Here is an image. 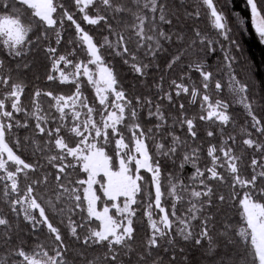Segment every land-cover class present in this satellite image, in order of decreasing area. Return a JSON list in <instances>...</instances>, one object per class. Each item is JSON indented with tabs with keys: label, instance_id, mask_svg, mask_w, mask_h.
Returning <instances> with one entry per match:
<instances>
[{
	"label": "trees",
	"instance_id": "16d2710c",
	"mask_svg": "<svg viewBox=\"0 0 264 264\" xmlns=\"http://www.w3.org/2000/svg\"><path fill=\"white\" fill-rule=\"evenodd\" d=\"M81 1L52 0L48 25L25 3L0 0V17L30 29L23 55L0 40V121L26 166L18 195L30 189L47 222L38 214L42 224L34 225L15 211L0 172L1 264H20V252L36 250L61 254L59 264H259L239 233L245 197L264 209V44L247 0H212L222 28L206 0H91L86 12ZM255 1L264 17V0ZM82 33L95 41L121 94L117 131L105 128L112 102L99 100L83 71L95 64ZM232 75L246 88L251 115L237 103ZM67 100L72 106L61 108ZM214 109L225 121L210 117ZM121 139L130 157L137 141L145 143L159 193L154 173L132 160L139 176L132 231L119 242L99 241L100 223L84 200L87 175L69 151L96 143L116 169ZM151 205L157 217L169 216L164 236L148 223ZM183 222L189 234L180 233Z\"/></svg>",
	"mask_w": 264,
	"mask_h": 264
},
{
	"label": "rangeland",
	"instance_id": "374dc122",
	"mask_svg": "<svg viewBox=\"0 0 264 264\" xmlns=\"http://www.w3.org/2000/svg\"><path fill=\"white\" fill-rule=\"evenodd\" d=\"M31 7L36 15L43 19L48 25L53 24V2L52 0H19ZM207 4L212 8V13L215 18V23L218 28H222V17L218 14L213 6L212 0H206ZM251 10V21L254 29L259 35L264 44V17L259 10L255 0H247ZM91 0H82V11L90 5ZM88 22L92 21L86 17ZM28 29L18 18L3 16L0 17V40L7 50L14 56L23 55L29 48ZM84 45L92 57V63L95 64V71L86 67L85 74L90 80L95 81L96 92L99 100L110 105L112 102L113 109L110 110L109 116L105 120V128L114 129L117 131L118 125L122 120L124 112L121 103L122 97L116 91L115 79L111 69L103 59L99 52L95 41L87 33H82ZM64 80H68L67 75ZM237 103L241 105L250 115L251 110L246 99V88L243 87L232 75L230 78ZM77 101V100H76ZM72 106L67 100L61 108ZM210 117H216L219 120L225 121L226 116L220 110H212ZM254 125L259 127V122L254 120ZM99 133H97L98 135ZM253 143V142H250ZM63 148V144H59ZM117 167L114 169L112 158L107 155L106 151L100 148L96 143H89L87 140L75 149L69 151L73 157L82 166L86 172L87 180L84 187V200L88 216L92 220H97L100 223V229L93 232V237L99 241L113 238L114 241H121L125 235L131 233V218L133 215V204L139 192V176L132 173L130 162L132 160L137 164L138 170L147 169L152 171L150 158L143 141L136 142L135 153L130 157L126 156V145L124 141L117 142ZM119 151V152H118ZM26 168L22 160L16 156L7 145L2 123L0 121V172L3 178L8 183L7 194L16 198L13 206L16 212L30 223L40 226L42 222L38 219V214L43 221L46 222V216L38 204V201L33 196L32 191L28 188L24 189L25 194L21 195V189L24 185L20 183V175ZM152 173H154L152 171ZM156 182V190L159 193L157 175L153 174ZM28 186V185H27ZM159 197L157 205L159 206ZM241 207L244 214L245 225L239 230L240 236L244 242L250 241L259 264H264V209L259 203L245 197L241 202ZM154 205L148 207L146 218L154 234L156 236H164L171 229V222L167 213L162 210L161 216L157 217ZM47 223V222H46ZM6 225V220L0 218V228ZM180 233L189 234L190 226L183 222L179 229ZM123 232V234H122ZM23 261L20 264H59L62 259L61 254L49 256L45 251L36 250L32 254L20 252ZM1 264V262H0Z\"/></svg>",
	"mask_w": 264,
	"mask_h": 264
}]
</instances>
